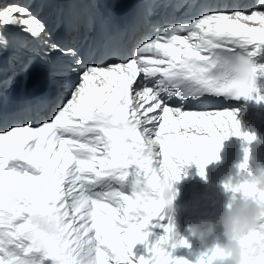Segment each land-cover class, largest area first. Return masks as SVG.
I'll return each instance as SVG.
<instances>
[{"label":"snow or ice","instance_id":"snow-or-ice-1","mask_svg":"<svg viewBox=\"0 0 264 264\" xmlns=\"http://www.w3.org/2000/svg\"><path fill=\"white\" fill-rule=\"evenodd\" d=\"M8 26L37 41L46 63L55 52L73 57L68 70L78 80L66 100L52 102L49 118L0 126V264H189L172 255L189 247L166 211L172 184L190 164L203 177L229 136L254 139L240 131L235 110L196 109L203 97L249 99L257 91L264 0L247 12L211 11L158 29L103 66L51 43L18 3L0 7V28ZM7 47L0 31V50ZM238 167L247 170V149ZM224 189L264 201L248 179ZM150 228L163 234L149 242ZM138 243L146 254L133 252ZM241 245L253 252L252 264H264V216ZM219 253L212 246L196 264H212Z\"/></svg>","mask_w":264,"mask_h":264},{"label":"bare ground","instance_id":"bare-ground-1","mask_svg":"<svg viewBox=\"0 0 264 264\" xmlns=\"http://www.w3.org/2000/svg\"><path fill=\"white\" fill-rule=\"evenodd\" d=\"M2 1L4 0H0V7H3L7 4ZM11 1H17L15 3H18L24 7H27L31 11V13L34 16H36L45 25V28H46L45 38L49 39L51 43H54L56 38H58L59 36H62L63 32L69 29L65 27V24H66L65 18L68 17V14L64 12L65 8L62 5L64 0H11ZM182 3L185 4L186 1H183ZM245 4L247 5L244 6V9H242L241 11L247 12L251 8L257 6L258 0H250L247 2H241L237 6V10H240V8ZM217 11H224V10L219 9ZM9 27L12 31H14L13 33H11V35L27 36V34L21 32L19 28H15L12 26H9ZM4 28L8 29V27H4ZM33 45L36 50L40 51V46L38 45V42L35 41L34 39H33ZM26 52H27V49L25 47V43H23L21 45L20 54L26 53ZM258 62H264V61H258ZM257 95L264 97V78L262 77L257 78V91L251 94V98L249 99L243 98L237 102L230 103L228 106L222 108V109L229 108V109L235 110L236 119L239 122L240 131L242 133L247 132L254 136V139L252 141H246V140H243L242 137H237V136H229L227 139L221 141V149L218 153L219 159L216 161H212V164L206 168L205 173L212 178H216L220 180V182H222V185L212 180H206L201 183H194L195 185H193V182L189 180L190 177L188 175L189 173L188 167L183 166L180 172V179L178 181H174L172 184V192L174 194V197L176 198L184 197V198H188L192 200L197 199V198H207L212 201H221V199H228L229 197L232 196V193L225 191L224 189L225 183L235 184L239 181H242L243 179H248L250 181L249 169L252 168V167L250 168V164L251 163L253 164L252 161L254 159L259 160L261 157L264 156V99L258 101L256 99ZM194 105H195V102H194ZM147 106L148 105H145V107ZM203 108L205 109L203 105H200L199 108H197L196 110H203ZM245 149L249 151V159H248L249 168L247 170H241L239 169L238 166L240 163L243 162ZM188 166L192 169V167L195 166V164H190ZM196 173L199 174L198 172ZM202 180H205V179H202ZM193 186H195V188H192ZM211 196L215 198L212 199L210 198ZM189 208H188V212L190 211V214H191V209ZM203 208H205L204 211H205L206 216L208 217L210 213L209 205L208 207H203ZM169 209L170 208H168V210ZM193 211H197V210H193ZM168 212L170 213V211ZM173 213L176 215H180L181 210L179 209V207L175 208L173 209ZM184 216H189V215L185 214ZM176 227L177 226L175 225V228ZM149 230L152 231L153 228H150ZM178 230L179 229H177V231ZM151 238L153 237L151 236ZM154 238H156V236ZM207 245L208 244H206L205 246ZM174 249L176 251V248ZM202 249L204 248L202 247ZM177 252L178 251H176L175 253ZM184 254H187V253H184ZM181 257H182V254H181Z\"/></svg>","mask_w":264,"mask_h":264},{"label":"clouds","instance_id":"clouds-1","mask_svg":"<svg viewBox=\"0 0 264 264\" xmlns=\"http://www.w3.org/2000/svg\"><path fill=\"white\" fill-rule=\"evenodd\" d=\"M249 173L250 183L257 190L264 191V163L258 162L249 169ZM262 216H264V201L249 195H241L237 198L231 196L217 216L193 221L186 225V229L190 236L201 242L217 234L219 229L218 235L223 241L212 245L220 249L212 264H252L254 254L251 250L242 247L241 238Z\"/></svg>","mask_w":264,"mask_h":264},{"label":"rangeland","instance_id":"rangeland-1","mask_svg":"<svg viewBox=\"0 0 264 264\" xmlns=\"http://www.w3.org/2000/svg\"><path fill=\"white\" fill-rule=\"evenodd\" d=\"M7 1V2H6ZM8 1L9 0H4V1H2V2H5V3H8ZM11 1V0H10ZM15 2H17V1H11V3H15ZM262 158V159H261ZM259 160H257V159H254L252 162H253V164L251 163L250 164V168L251 167H253V166H255L259 161V163H264V156L263 157H261ZM243 160H244V158H243ZM212 164V162L211 163H209V164H207L206 166H205V168H204V178L202 177V176H200L199 174H197L196 172H198L199 173V169L197 168V166L195 165V166H193L192 167V169L190 168L189 169V173H188V175H189V177H190V179L189 180H192V179H194V180H192V182H194V183H201V182H203V181H206V180H212V181H214V182H217V183H219V184H221L222 185V182H220V180H218V179H216V178H212V177H210V176H208L206 173H205V170H206V168L209 166V165H211ZM193 170V171H192ZM194 170H195V172H194ZM199 170V171H198ZM194 172V173H193ZM199 177V178H198ZM202 179H205V180H202ZM196 181V182H195ZM210 198H212V199H214L215 197H210ZM184 199H186V198H182V199H173L172 200V204H171V206L172 207H170V209L168 210H166L167 211V214L171 217V219H172V222H173V225H174V231L176 232V239L177 240H179L180 238H183V239H185L187 242H188V245H189V247H184V246H177L176 247V251H178L177 253H175L176 251H175V249L172 251V254L174 255V257H178V258H184V259H187L188 261H190L189 262V264H196V261H197V259H198V257L200 256V254L202 253V252H205L207 249H209V248H211L212 247V245H213V243H217V244H219L220 242H222L223 241V238L222 237H220L219 235H218V233H219V229H217V234H215V235H213V236H211V237H209V238H207L205 241H203V242H201V241H197L195 238H193L192 236H190L189 235V233H188V231H187V229H186V225L187 224H189V223H191V222H193V221H196V220H199V219H201V218H205V217H207L206 216V214H205V211H204V209L205 208H203V207H208V205H209V207H210V210H209V215H208V217H211L212 215V218L213 217H215V216H217L218 215V213H219V211L222 209V207H223V205L225 204V203H227V201H228V199H221V201H212V200H209V199H207V198H197L196 200H193V201H185ZM199 199V200H198ZM206 201H205V200ZM177 200V201H176ZM223 200V201H222ZM227 200V201H226ZM176 201V202H175ZM199 203H198V202ZM185 202H186V204H185ZM179 203V204H178ZM208 203V204H207ZM223 203V204H222ZM187 204H188V208L190 207V209H191V214H190V212L188 213V217L185 219V218H180V217H182V209L181 208H183L184 207V205H186L187 206ZM212 204V205H211ZM222 204V205H221ZM204 205H206V206H204ZM219 205V206H218ZM179 207V209L181 210V216L180 215H176V214H174L173 213V209H175V208H178ZM196 208V209H195ZM203 210H202V209ZM193 210H197V211H193ZM216 210V211H215ZM168 211H170V213L168 212ZM193 211V212H192ZM200 211V212H199ZM213 211V212H212ZM212 212V213H211ZM203 213V214H202ZM195 216H194V215ZM192 217H191V216ZM180 216V217H179ZM192 218V219H191ZM178 219V220H177ZM196 219V220H195ZM184 220V221H183ZM179 221H180V223H179ZM182 221V222H181ZM184 224V225H183ZM175 225L177 226L176 228H175ZM176 229V230H175ZM177 229H179L178 231H177ZM149 232H150V235H149V242H151L152 240H154L155 238V236L156 237H158L159 235H161V234H163V232H162V229H160V228H153V230L151 231V230H149ZM177 232H178V234H177ZM151 236L153 237V238H151ZM203 243V244H202ZM206 244H208L207 246H205ZM202 247L204 248V249H202ZM142 248V249H141ZM180 248V249H179ZM180 251H179V250ZM182 249V250H181ZM188 249H189V251H188ZM133 251H135L134 253H136L137 255H139V254H146V250H145V248H144V245L143 244H140V243H138L137 245H135L134 246V249H133ZM137 251V252H136ZM141 251V252H140ZM183 252V253H182ZM184 253H187V254H184ZM177 254H179V255H177ZM181 254H182V257H181ZM184 254V255H183ZM175 255H177V256H175ZM187 256V258H186V256Z\"/></svg>","mask_w":264,"mask_h":264}]
</instances>
